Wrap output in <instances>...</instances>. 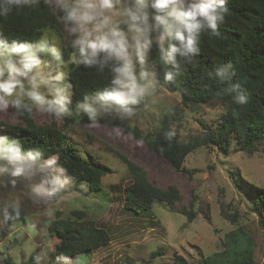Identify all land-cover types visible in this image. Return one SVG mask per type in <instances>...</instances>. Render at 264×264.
I'll list each match as a JSON object with an SVG mask.
<instances>
[{
  "label": "rangeland",
  "instance_id": "obj_1",
  "mask_svg": "<svg viewBox=\"0 0 264 264\" xmlns=\"http://www.w3.org/2000/svg\"><path fill=\"white\" fill-rule=\"evenodd\" d=\"M50 5L57 9L54 0H50ZM63 28L62 38L50 30L43 31L40 38H46L61 56L64 49L72 48L74 39L70 26L64 24ZM73 55L72 51L70 60L65 61L63 81L71 93L73 87L68 74L74 65ZM150 64L156 70L151 58ZM226 108L227 103L216 101L190 109L183 106L178 93L158 85L152 96L136 106L132 118L120 120L108 113L99 116L118 122L117 126L100 119L89 121L76 108L71 109V115L59 119L45 113L30 114L35 124H54L65 134V145H73L86 160L104 165L111 172L103 176L100 191H90L84 184L80 190L70 191L73 181L63 171L68 183L64 189L55 191V194L61 193L58 197L50 194L53 191L50 189H42L36 196L32 185L23 180L15 186L0 182V252L14 264H23L32 253L40 264H161L172 262L176 253L194 264L202 256L222 250L226 234L241 227L254 241L256 264H264V208L254 202L257 188L264 186V140L252 152L232 148L224 154L215 146H201L187 156L184 166L189 171L183 173L121 127L137 125L145 133H151L159 129L165 119L181 140L192 142L204 135L201 120L217 125ZM0 122L23 123L13 108L0 112ZM6 133L8 131L0 125V135L6 136ZM111 148L142 166L155 186L178 188L181 199L173 206L156 201L144 213L126 210L125 188L132 178L126 164ZM54 157L57 170L62 169L58 157ZM7 179L5 177L4 181ZM8 205L25 211L26 218L5 221L3 209ZM75 210H84L87 214L83 219L94 220L97 226L109 232L111 240L90 253L55 259L51 252L59 239L55 233L50 234L49 225L57 217L76 218L72 214ZM182 212H193L194 219L189 221ZM227 215L234 216L235 221ZM158 248L164 254L150 257Z\"/></svg>",
  "mask_w": 264,
  "mask_h": 264
},
{
  "label": "trees",
  "instance_id": "obj_2",
  "mask_svg": "<svg viewBox=\"0 0 264 264\" xmlns=\"http://www.w3.org/2000/svg\"><path fill=\"white\" fill-rule=\"evenodd\" d=\"M226 8L225 19L219 25V34L201 35L200 54L188 59L178 56L179 75L173 82L164 79V72L169 66L160 62L159 49L155 44L150 53L156 66L157 84L172 93H178L183 106L192 109L216 101L227 103V108L220 114L219 124L209 125L201 120L204 135L192 142L181 140L178 132L165 119L160 128L151 133H145L137 125L121 126L126 133L143 141L150 150L165 157L176 170L183 173L189 171L184 166L187 156L201 146H215L224 154H228L232 148L252 152L264 140V0H228ZM64 24L58 7L53 9L50 3L39 0L32 7L14 9L7 16H0V36L9 45L14 40L36 43L45 30L53 31L62 38ZM72 51V48L64 49L62 56L65 61L70 60ZM225 64L231 65L233 74L231 79L220 80L215 77V69ZM110 80L111 73L107 69L101 73L95 68L72 65L68 74V81L73 87L70 108L75 109L77 102H82L85 97H96ZM236 83L242 86L247 97L244 105L236 104L233 100L235 93L227 91ZM18 114L23 123L0 122L8 131L5 134L7 137L23 144L25 150L41 149L43 158L57 156L59 167L73 181L70 191L80 190L82 184L90 191L103 189L102 178L111 172L109 168L86 160L73 145H65V134L54 124L38 125L33 122L30 114ZM97 119L119 125L118 122L99 117ZM169 132L173 133L170 139L166 135ZM111 151L126 164L132 178V182L125 188L126 210L139 214L149 211L156 201L173 206L181 199L178 188L170 186L162 189L155 186L148 180L142 166L113 148ZM54 195L58 197L61 193ZM254 202L264 208V186L257 188ZM17 211L19 215L12 213L11 218L5 221L16 222L26 218L25 211ZM72 214L76 218L57 217L49 225L50 234L55 233L59 239L51 252L55 259H69L75 254L90 253L111 240L106 229L97 226L92 219H83L87 214L84 210H75ZM184 214L189 221L194 219L193 212ZM227 217L235 221L234 216ZM254 249L253 239L243 228L238 227L226 234L222 250L202 256L194 264H256ZM158 254H164L161 248L151 252L150 257ZM0 263L14 264L10 257H4L1 252ZM23 264L40 263L36 260V254L32 253ZM161 264L191 263L182 254L176 253L172 262Z\"/></svg>",
  "mask_w": 264,
  "mask_h": 264
},
{
  "label": "clouds",
  "instance_id": "obj_3",
  "mask_svg": "<svg viewBox=\"0 0 264 264\" xmlns=\"http://www.w3.org/2000/svg\"><path fill=\"white\" fill-rule=\"evenodd\" d=\"M39 0H0V16L14 9L32 7ZM50 3V0H44ZM228 0H54L63 22L74 39L72 62L80 67L111 73L110 83L96 97L77 102L76 111L89 121L102 114L130 119L135 108L156 91L157 71L150 64L155 44L159 60L169 66L164 79L173 82L179 75L180 60L200 54L203 33L219 34ZM50 57V58H48ZM66 64L60 52L44 38L36 43L12 41L0 36V112L9 108L18 113H45L62 118L72 114V93L63 81ZM231 65L215 69V77L231 79ZM235 93L236 104L247 97L239 83L227 89ZM170 139L172 132L166 134ZM39 148L25 150L16 139L0 135V182L15 186L21 180L32 185L39 196L50 194L68 183L56 158H43ZM47 170V171H46ZM7 177V181L4 178ZM11 209V212L9 211ZM5 218L19 215L15 205L5 206Z\"/></svg>",
  "mask_w": 264,
  "mask_h": 264
}]
</instances>
